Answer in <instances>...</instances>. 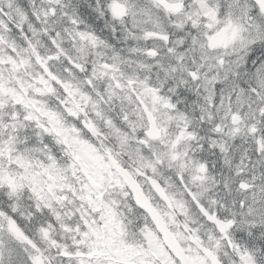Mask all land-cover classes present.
Wrapping results in <instances>:
<instances>
[{"label": "snow or ice", "instance_id": "6c2138e0", "mask_svg": "<svg viewBox=\"0 0 264 264\" xmlns=\"http://www.w3.org/2000/svg\"><path fill=\"white\" fill-rule=\"evenodd\" d=\"M0 264H264V0H0Z\"/></svg>", "mask_w": 264, "mask_h": 264}]
</instances>
